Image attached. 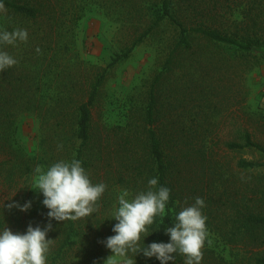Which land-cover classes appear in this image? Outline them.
Wrapping results in <instances>:
<instances>
[{
  "label": "trees",
  "instance_id": "obj_1",
  "mask_svg": "<svg viewBox=\"0 0 264 264\" xmlns=\"http://www.w3.org/2000/svg\"><path fill=\"white\" fill-rule=\"evenodd\" d=\"M3 6L0 30L26 29L28 38L0 43V51L17 60L0 71V177L8 182L24 175L37 177V167L47 170L59 160L78 159L93 183L107 184L97 211L75 221H49L41 194L29 224H52L46 237L52 239L48 264H102L111 253L102 241L115 223L107 219L113 186L127 190L131 198L146 191L155 176L171 189L165 214L148 226L147 245L167 242L164 229L195 198L204 199L202 211L209 213L222 204L219 187L227 181L223 170L230 168V155L251 156L235 159V173L264 175L263 139L238 126L237 115L231 118L234 124L221 129L222 111L213 117L203 112L208 99L214 108L224 100L228 103L225 69L243 66L248 72L264 60V0H3ZM93 13L117 27V50L101 67L86 64L73 50L77 26ZM148 42L155 44L160 59L146 82L142 106H130L123 125L99 124L92 111L111 72ZM14 45L19 49H10ZM195 65L197 78L185 77ZM180 72L188 92L166 103L168 79ZM25 112L34 113L48 133L50 147L43 158L26 155L17 142L18 117ZM256 182L249 186L255 197L261 191V181ZM262 201L252 198L243 213L236 212L237 232L249 241L235 247L249 248L248 264H264L262 253L254 251L264 245ZM4 225L0 216V227ZM202 253L199 264L215 258V251L207 247ZM174 256L169 264H185L182 254ZM136 260L159 264L154 257L137 255Z\"/></svg>",
  "mask_w": 264,
  "mask_h": 264
},
{
  "label": "rangeland",
  "instance_id": "obj_2",
  "mask_svg": "<svg viewBox=\"0 0 264 264\" xmlns=\"http://www.w3.org/2000/svg\"><path fill=\"white\" fill-rule=\"evenodd\" d=\"M116 31L117 27L108 24L101 14H89L76 28L73 50L79 59L86 64L105 66L110 53L117 50L113 49L116 47ZM10 49L19 48L14 45ZM159 59L158 49L153 42L137 47L127 61L111 72L110 79L104 87V95L92 111L94 120L107 126L123 125L130 106L134 108L142 106L146 82L158 69ZM196 66H194L195 69L191 68L190 74L185 71V74H188L185 77L194 76L197 78ZM225 72L230 80L229 86L225 90L228 103L224 100L220 108H214L215 103L213 102L212 105V101L208 99L203 112L213 117L215 112L222 111L221 122L223 123L219 127L221 129L229 127L228 124H234L231 118L237 115L238 126L249 128L257 133L259 139L262 138L264 141V60L248 72H244L243 66L236 69L229 67L225 69ZM183 75L180 72L169 77L167 87L171 91L166 94V103L171 102L172 98L178 97L180 99L183 94L188 92L186 79L182 77ZM174 90L177 92L172 94ZM16 139L23 152L28 156L36 154L43 158L50 147L46 128L32 112L19 115ZM49 141L51 146L55 144L51 142L50 135ZM235 156L234 154L230 155L232 158L230 168L225 167L223 170L226 172L224 176V179L227 180L225 185L214 186L219 187V193L222 194V204L212 206L210 208L211 213L206 209L202 211L207 217V237L204 247L215 251V258L209 264H248L250 257L248 247L240 245L235 247L238 244H248L249 241L246 236L242 237L237 232L236 212L243 213L245 203H249L252 198H256L258 201L264 198V175L251 178L247 174L235 173L233 164L235 159L240 156L246 159L251 158L250 155ZM36 178L35 175L30 174L21 178L16 177L13 182H8L5 178L0 177V216L5 225L13 232L25 231L30 223L32 211L38 209L41 193L35 188ZM257 180L261 181L259 183L261 191L255 197L250 195L249 186L250 183ZM122 191L114 186L109 190L111 210L107 214V218H110L117 197ZM213 197L218 199L215 195ZM27 201H31V207L24 212L16 207H7L8 204L13 203L23 205ZM230 202H234V204L231 205ZM262 202L264 204V201ZM108 221L116 222L111 219ZM109 228L112 229V227ZM110 233V236L113 235L112 230ZM221 233L223 235H220ZM234 233L238 234L235 235ZM261 235V241L264 243V232ZM254 251H259L264 256V245L261 249ZM110 255L111 253L105 256L102 264Z\"/></svg>",
  "mask_w": 264,
  "mask_h": 264
},
{
  "label": "clouds",
  "instance_id": "obj_3",
  "mask_svg": "<svg viewBox=\"0 0 264 264\" xmlns=\"http://www.w3.org/2000/svg\"><path fill=\"white\" fill-rule=\"evenodd\" d=\"M3 9V0H0V11ZM27 38L26 29L0 30V43L14 44ZM16 63L15 57L0 51V71ZM36 172L35 188L43 196L41 203L48 209L49 221H75L91 216L107 189L106 183L91 181L78 159L59 160L47 170L37 167ZM147 183L146 191L129 198L130 193L124 190L117 197L111 216L107 218L116 221L111 229L113 235L102 241L111 255L103 264H136L137 255L154 257L159 264H169L176 253L184 256L185 264H199L207 237V217L202 212L204 199L197 197L194 203L175 213L172 226L164 229L169 237L167 242L153 241L145 245L144 239L150 235L148 226L153 225L158 215L165 214L171 193L169 187L159 184L158 177L150 178ZM7 207L24 212L31 207V201ZM50 230V222L44 227L29 224L24 232H13L6 225L0 227V264H48L52 239L46 237Z\"/></svg>",
  "mask_w": 264,
  "mask_h": 264
}]
</instances>
